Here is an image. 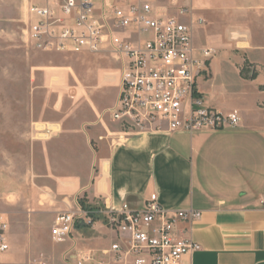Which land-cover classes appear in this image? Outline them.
Masks as SVG:
<instances>
[{
    "label": "crops",
    "instance_id": "crops-1",
    "mask_svg": "<svg viewBox=\"0 0 264 264\" xmlns=\"http://www.w3.org/2000/svg\"><path fill=\"white\" fill-rule=\"evenodd\" d=\"M160 6L169 16L179 6L190 10L181 21L191 27L194 46L214 52L208 76L198 80L200 95L207 107L237 114L240 124L194 134L171 132L162 124L118 141V127L105 113L117 101L123 65L110 58L111 71L98 65L93 89L74 97L72 104H82L84 112L67 110L44 126L59 128L51 142L68 148L73 136L85 150L79 171L53 175L57 194L71 199L64 198L62 210L80 198L88 206L105 199L115 208L125 202L136 209L155 193L165 210L201 213L178 225L199 246L183 258L186 264H264V0H178L177 7L166 0ZM200 27L212 46L195 44ZM94 231L106 233L107 246L84 251L105 250L115 240L99 225Z\"/></svg>",
    "mask_w": 264,
    "mask_h": 264
},
{
    "label": "built area",
    "instance_id": "built-area-1",
    "mask_svg": "<svg viewBox=\"0 0 264 264\" xmlns=\"http://www.w3.org/2000/svg\"><path fill=\"white\" fill-rule=\"evenodd\" d=\"M177 7L178 0H170ZM189 1V0H182ZM22 38L34 52L100 54L121 62L119 94L108 111L117 125L118 141L161 129L188 134L232 130L235 113L222 114L205 105L198 80L208 76L212 50L193 44L191 27L181 21L185 6L166 15L157 0H24ZM54 131L42 128L37 136ZM264 207V197L260 199ZM199 211L165 210L152 193L140 208L123 202L118 208L101 203L83 208L79 202L55 214L50 236L71 242L80 228L99 225L115 235L105 250L68 249L66 264H186L199 250L179 224L192 223ZM10 225L0 215V264L10 251Z\"/></svg>",
    "mask_w": 264,
    "mask_h": 264
},
{
    "label": "rangeland",
    "instance_id": "rangeland-1",
    "mask_svg": "<svg viewBox=\"0 0 264 264\" xmlns=\"http://www.w3.org/2000/svg\"><path fill=\"white\" fill-rule=\"evenodd\" d=\"M165 2L159 0L160 5ZM24 10V0H0V214L10 225L6 263L66 264L63 255L71 242L77 244L75 250L105 248L106 233L80 228L71 242L52 240L53 218L67 203V196L55 191L58 181L53 175L79 171L85 150L73 136L68 148L51 142L57 126H51L54 132L47 136L39 137L37 131L62 112H84L82 104H72L74 97L93 89L98 65L111 71V57L27 49L21 33ZM202 30L198 28L195 44L212 46ZM105 116L109 118L108 112Z\"/></svg>",
    "mask_w": 264,
    "mask_h": 264
},
{
    "label": "trees",
    "instance_id": "trees-1",
    "mask_svg": "<svg viewBox=\"0 0 264 264\" xmlns=\"http://www.w3.org/2000/svg\"><path fill=\"white\" fill-rule=\"evenodd\" d=\"M80 205L83 207V208H89L88 205L85 204V202L83 200L79 201Z\"/></svg>",
    "mask_w": 264,
    "mask_h": 264
}]
</instances>
